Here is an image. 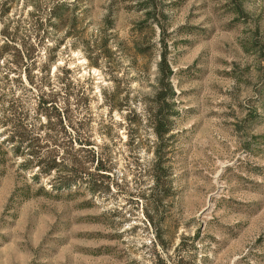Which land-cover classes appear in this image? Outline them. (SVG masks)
I'll use <instances>...</instances> for the list:
<instances>
[{"label": "rangeland", "instance_id": "rangeland-1", "mask_svg": "<svg viewBox=\"0 0 264 264\" xmlns=\"http://www.w3.org/2000/svg\"><path fill=\"white\" fill-rule=\"evenodd\" d=\"M36 22L51 84L65 66L72 93H89L85 128L112 116L111 135L94 132L108 175L92 176L94 193L91 176L62 188L1 145L0 264H264V0H0V44L33 41ZM10 59L0 117L18 83Z\"/></svg>", "mask_w": 264, "mask_h": 264}, {"label": "trees", "instance_id": "trees-1", "mask_svg": "<svg viewBox=\"0 0 264 264\" xmlns=\"http://www.w3.org/2000/svg\"><path fill=\"white\" fill-rule=\"evenodd\" d=\"M9 3H3L1 6H5V8H1V11H8L11 4ZM56 17L62 19L63 16L57 13ZM40 27H42V23L36 22L35 29L37 31L33 41L27 37L23 38L19 44L10 40L0 44V58L4 57L8 50L11 51V59L10 62L6 61L7 72L4 76L9 77V74H15L10 80L18 82L11 90L10 103L5 109L6 112H2L0 117V125L3 127L2 133L4 134L0 140V146L4 145L15 159H19L18 165L22 170L31 171L35 178L38 176H61L60 187L62 188L70 187L69 176H91L88 188L94 193L99 184L97 178H92V176L108 175L104 164L109 158L95 149L98 144H96L97 139L94 132L103 130L106 135H111L112 116H101L97 123L100 126L95 131L85 128L88 116L85 112L82 113V107L83 104L86 106V100L88 104L89 93L81 85L76 93L73 92L75 93L73 95L71 84L74 82L67 74L70 69L65 66L60 67L61 75H55L61 85L56 87L51 84L52 55L49 53V48L44 54H41L38 47L43 39L39 32ZM32 68H38L39 71L33 73ZM158 68L160 72L162 71V77L166 78V83L169 86L168 92L172 97L175 92L170 87L169 76L173 74V70L168 66L165 56L161 57ZM22 71L26 73L28 83L34 85L35 89L22 79ZM21 89L32 91L35 95L33 111L23 103ZM91 89L89 88V90ZM17 90H19L18 94ZM71 99L74 100L75 107H72ZM74 112L77 113V121L73 118ZM152 127L155 135L159 138L168 130V127H163L161 119L154 120ZM29 189L30 186L24 188L27 193L23 196L24 198L30 197ZM37 192L43 193L46 197L59 196L45 191L42 186L37 189ZM108 249V246H101L93 251L99 254L105 253Z\"/></svg>", "mask_w": 264, "mask_h": 264}]
</instances>
